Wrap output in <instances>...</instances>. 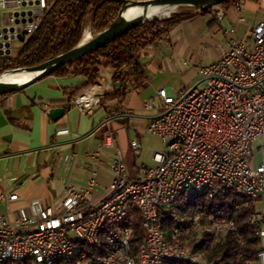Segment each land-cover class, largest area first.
Wrapping results in <instances>:
<instances>
[{
    "label": "built area",
    "instance_id": "2783aa9c",
    "mask_svg": "<svg viewBox=\"0 0 264 264\" xmlns=\"http://www.w3.org/2000/svg\"><path fill=\"white\" fill-rule=\"evenodd\" d=\"M220 6L210 9L217 18L222 16ZM47 7L48 0H0V58L11 57V43L21 44L35 32ZM224 34L225 45L219 58L200 69L201 85L184 89L177 97L159 89L156 103H145L146 108L156 104L159 111L147 126V133L163 144L162 151L151 153L155 165H141L139 177H131L123 154L116 147L115 132L108 128L93 153L98 156L102 148L113 149L109 167L112 177L106 194L96 202L91 200L97 174L94 167L85 187L66 185L56 208L38 206L35 216L20 210L12 221L0 213V258L31 252L37 264H45L50 258H58V251L69 248L71 237H84V243L94 240L96 225L129 215L130 212L120 211V200L134 198L146 207V247L139 250L141 264H158L160 254L166 253H181V260H191L193 264H216L197 261V257L190 256V249L161 250L158 234L153 233V218L158 217L162 195L170 194L171 201L178 185L198 190L211 185L218 194H225L221 193V186H234V192L245 191L254 198H264V20L253 26L249 42L237 39L232 28ZM105 90L100 83L92 85L70 104L87 116L100 108V96ZM109 114L115 115L116 111ZM254 143L261 164L255 163ZM129 146L132 154L138 156L140 142L132 139ZM198 177H205V184H198ZM17 199L16 193L0 189V204ZM196 215H203L200 209L193 211V221ZM206 216L229 223L230 231L234 230L227 217ZM253 221L259 223V232L264 235V213H254ZM54 222H61V230H54ZM126 229H130L129 225H125ZM184 229L182 224L176 232ZM110 240L124 237H117L116 228H112ZM84 259L75 260V264H108L110 256Z\"/></svg>",
    "mask_w": 264,
    "mask_h": 264
},
{
    "label": "crops",
    "instance_id": "0c3cea01",
    "mask_svg": "<svg viewBox=\"0 0 264 264\" xmlns=\"http://www.w3.org/2000/svg\"><path fill=\"white\" fill-rule=\"evenodd\" d=\"M220 8V18L209 10L140 48L137 56L144 81L125 97L103 102L87 116L70 104V100L91 87H84L86 78L82 75H50L0 96V189L18 195L14 202L1 203L0 213L12 221L20 210L35 216L38 206L56 208L66 185L85 187L94 167L97 174L91 200L96 202L103 197L112 177L109 167L113 149L102 148L98 156L93 153L108 128L115 132L116 147L122 152L131 177H139V166L155 165L151 153L162 151L163 144L147 133V126L159 111L156 104L146 108L145 103L155 102L159 89L177 97L180 91L201 85L200 69L219 58L225 45L224 31L232 28L237 39L249 42L253 26L264 20V0H232ZM99 83L106 88L104 92L112 90L111 73L103 67ZM52 108H63L64 115L53 120L48 114ZM112 108H116L115 115L108 113ZM121 114L124 117L117 118ZM132 139L140 142L138 156L130 150ZM254 160L261 164V155L258 160L254 153ZM255 205L256 212L264 213V198H258Z\"/></svg>",
    "mask_w": 264,
    "mask_h": 264
},
{
    "label": "trees",
    "instance_id": "16d2710c",
    "mask_svg": "<svg viewBox=\"0 0 264 264\" xmlns=\"http://www.w3.org/2000/svg\"><path fill=\"white\" fill-rule=\"evenodd\" d=\"M230 1L232 0H226L221 5H226ZM120 7V3L115 0H48V7L40 17L35 32L22 41L15 56L0 58V74L13 69L25 70L40 65L74 49L80 43L87 25L96 33L103 31L114 21ZM180 8H187L188 12H174L165 19H151L143 22L79 60L60 67L52 75L58 77L82 75L86 78L84 87L89 88L99 83V67L102 66L111 73L112 90L102 94L100 104L118 97H125L135 85L142 83L145 79L138 61V50L164 38L179 23L209 13V9ZM108 111L111 113L116 111V108L108 109ZM121 117L124 115L117 116V118ZM118 120L121 121V119ZM257 200L258 198H247L229 191L223 196L210 199L199 196L195 203L188 204L189 208L200 206L207 215L232 219L235 225L234 230L227 232L217 244L200 246L196 251L208 262L216 261L217 264L257 262L259 256L264 254V243L255 235L254 230L256 231L257 227L251 221L253 214L256 213ZM182 203L180 199H177L171 206L158 211L161 231L167 240L171 239V228L186 211L182 209ZM127 219L125 224L131 229L129 242L132 253L135 254L144 242L139 211L132 209ZM112 228L110 223L105 222L96 244H76L79 246V252L72 261L77 260L80 254H84L83 261L102 255L106 246L105 235ZM4 264L31 263L29 259H26L18 262L8 261ZM45 264H66V262ZM92 264L100 263L93 261ZM164 264L190 263L166 261Z\"/></svg>",
    "mask_w": 264,
    "mask_h": 264
},
{
    "label": "bare ground",
    "instance_id": "6f19581e",
    "mask_svg": "<svg viewBox=\"0 0 264 264\" xmlns=\"http://www.w3.org/2000/svg\"><path fill=\"white\" fill-rule=\"evenodd\" d=\"M174 9L172 7H150L146 13V17L151 20L153 18H162L170 14ZM124 16L127 19L142 17V8L135 6L130 7ZM91 37L90 33L86 30L82 41H86ZM33 76V73L20 71V72H9L0 75V81L21 84L28 81ZM198 184H205V177H198ZM229 191L234 192V186H221V193H229ZM234 193L241 194L247 198H254L253 194L245 191H236ZM224 194H218L217 190L211 185H203V190H198L197 188H186V185H178L177 191L172 195L170 201V194H163L161 197L160 209L171 206L173 202L180 199L182 202V209L186 210L178 219V222L171 228V239L167 240L163 236L161 231V224L158 217L153 218V233L158 234V241H160L161 250H170V247L177 252H184V250L190 249V256L197 257L199 262H208L205 260L201 254L196 251L200 246L217 244L221 237H223L227 232L230 231L229 223H219L218 220L213 218H207L200 206H195L192 208L188 207V204L195 203L199 196L210 199L218 196H223ZM216 205V204H215ZM237 206H235L236 208ZM132 209H137L141 217V228L143 234L145 235V218H146V207H144L140 199L134 198H123L120 200V211L121 212H131ZM203 215H196L193 221V211H199ZM128 215H121L119 218H114L110 220L109 223L113 228H116L117 237H124V240L111 242L110 236H112V229L105 235V249L102 256H110L108 259V264H141V257H139V251L135 254L132 253V248L129 242L131 229L125 230V221ZM207 219L208 224L200 221V219ZM128 220V219H127ZM227 220L232 223V227L235 228L232 219L227 218ZM252 224L255 225L256 231L255 235L264 241V235L259 232V223L253 221ZM184 224V231L176 232V229ZM226 228L222 229V227ZM103 225H96L94 229V240L86 241L84 243V237H71L69 239V248H65L63 251H58V258H50L45 263H58L59 261H65L66 264H75L72 258L76 256L79 252V246L76 244L94 245L97 243L99 234L101 232ZM193 229H197L200 233L196 236L192 232ZM54 230H61V222H54ZM215 230V235H214ZM189 243V244H188ZM146 238H144L143 245L140 250H145ZM84 258V254H80V258ZM29 259L31 264H37L34 258L31 256V252H23V256H8L0 258V264H4L8 261L18 262ZM77 259V260H78ZM166 261H179L187 262L193 264L191 260H181V253H166L160 254V260L158 264H164ZM215 262V261H212ZM259 264H264V254L259 256L257 261ZM202 264V263H194ZM217 264V262H216ZM253 264H257L254 262Z\"/></svg>",
    "mask_w": 264,
    "mask_h": 264
},
{
    "label": "water",
    "instance_id": "95a60500",
    "mask_svg": "<svg viewBox=\"0 0 264 264\" xmlns=\"http://www.w3.org/2000/svg\"><path fill=\"white\" fill-rule=\"evenodd\" d=\"M120 3V10L114 19V21L103 31L97 33L95 36L90 37L86 41H80V43L72 50L60 54L52 59L47 60L46 62L27 68L23 71L33 73V76L26 82L21 84L9 83L0 81V96L16 92L20 89L25 88L26 86L37 82L45 77L52 75L54 71L60 67L66 66L67 64L73 63L86 54L93 52L102 46L108 44L109 42L115 40L116 38L127 33L129 30L137 27L143 22L149 21L146 17V13L150 7H172L176 9L178 7H190L197 10H210L213 6L221 5L226 0H145V1H128V0H115ZM141 7L142 8V17L127 19L124 14L130 7ZM173 10L171 13H174ZM169 15L162 18H153V19H165ZM8 46V44H7ZM9 54V52H6ZM21 70H12L10 72H20ZM9 73V72H6ZM49 116L53 120L59 119L64 115L63 108H52L48 111Z\"/></svg>",
    "mask_w": 264,
    "mask_h": 264
},
{
    "label": "rangeland",
    "instance_id": "374dc122",
    "mask_svg": "<svg viewBox=\"0 0 264 264\" xmlns=\"http://www.w3.org/2000/svg\"><path fill=\"white\" fill-rule=\"evenodd\" d=\"M174 11L176 12V13H182V12H188V9L187 8H180V7H178V8H176V9H174ZM160 20V19H159ZM88 31L89 33H90V35H91V37H93V36H95L97 33L96 32H94V30H92L90 27H89V25H87L86 27H85V29H84V31H83V35H84V33H85V31ZM83 35H82V37H83ZM82 40V39H81ZM21 46V44L19 43V42H12L11 43V47H12V51H11V57L12 56H15V54L17 53V51H18V49H19V47ZM102 68V66L101 67H99V70ZM13 70H16V69H13ZM10 71H12V70H9V72ZM21 71H23V70H21ZM6 72H8V71H5V72H3V73H6ZM2 73V74H3ZM1 75V74H0ZM253 148H254V153L256 154V157H257V159L258 160H260V154H259V152L258 151H256V149H257V143H254L253 144ZM182 202V201H181ZM200 221L201 222H203V223H205V224H208L209 222H208V220L207 219H204V218H202V219H200ZM225 229L226 228V226L225 227H222V229ZM192 232L194 233V235L196 236L198 233H200L197 229H193L192 230ZM262 243H264V241H262ZM189 244V243H188ZM255 262V261H254ZM254 262H250V264H253Z\"/></svg>",
    "mask_w": 264,
    "mask_h": 264
}]
</instances>
